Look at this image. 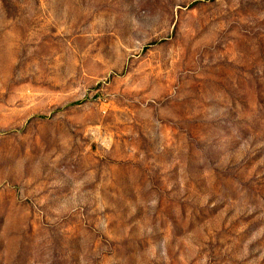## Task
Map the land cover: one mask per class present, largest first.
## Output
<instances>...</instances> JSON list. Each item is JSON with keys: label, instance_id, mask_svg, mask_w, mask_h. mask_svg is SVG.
I'll return each mask as SVG.
<instances>
[{"label": "rangeland", "instance_id": "374dc122", "mask_svg": "<svg viewBox=\"0 0 264 264\" xmlns=\"http://www.w3.org/2000/svg\"><path fill=\"white\" fill-rule=\"evenodd\" d=\"M0 264H264V0H0Z\"/></svg>", "mask_w": 264, "mask_h": 264}]
</instances>
